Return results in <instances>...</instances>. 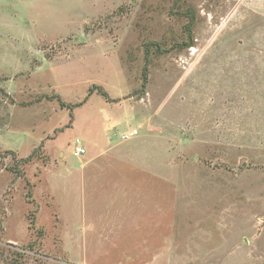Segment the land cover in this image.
Masks as SVG:
<instances>
[{
  "label": "rangeland",
  "instance_id": "obj_1",
  "mask_svg": "<svg viewBox=\"0 0 264 264\" xmlns=\"http://www.w3.org/2000/svg\"><path fill=\"white\" fill-rule=\"evenodd\" d=\"M0 264H264V0H0Z\"/></svg>",
  "mask_w": 264,
  "mask_h": 264
},
{
  "label": "trees",
  "instance_id": "obj_2",
  "mask_svg": "<svg viewBox=\"0 0 264 264\" xmlns=\"http://www.w3.org/2000/svg\"><path fill=\"white\" fill-rule=\"evenodd\" d=\"M187 18H188V22L187 24L185 25V34L187 36V42L185 44H183L182 46L184 48H188V47H191L192 46V43H193V39H192V36H191V26L193 25V21H194V18H193V15L191 14V12L189 10H187L186 12V15H185ZM182 48V47H181ZM148 55H149V51L146 49L145 50V63H144V67H143V73H142V77H143V83L142 85H145V81L147 79V61H148ZM91 90H89L90 92ZM98 92L105 98L107 99V94L105 92H103V90L99 89ZM58 102L60 104V106L62 108H67L68 111H69V117L70 119H72V110L75 106H72L70 104H65L64 102L60 101L58 99ZM77 105H81V104H77ZM33 156L31 155L29 158L23 160V162H29L30 159L32 158ZM33 225V222L31 224V226Z\"/></svg>",
  "mask_w": 264,
  "mask_h": 264
},
{
  "label": "built area",
  "instance_id": "obj_3",
  "mask_svg": "<svg viewBox=\"0 0 264 264\" xmlns=\"http://www.w3.org/2000/svg\"><path fill=\"white\" fill-rule=\"evenodd\" d=\"M84 154V149L81 146H76L73 151L74 157H79Z\"/></svg>",
  "mask_w": 264,
  "mask_h": 264
}]
</instances>
